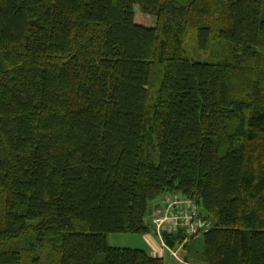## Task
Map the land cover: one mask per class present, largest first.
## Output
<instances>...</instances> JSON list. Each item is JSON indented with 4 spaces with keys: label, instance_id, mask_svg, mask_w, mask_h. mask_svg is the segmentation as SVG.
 Masks as SVG:
<instances>
[{
    "label": "trees",
    "instance_id": "obj_1",
    "mask_svg": "<svg viewBox=\"0 0 264 264\" xmlns=\"http://www.w3.org/2000/svg\"><path fill=\"white\" fill-rule=\"evenodd\" d=\"M169 198L264 264V0H0V264H165Z\"/></svg>",
    "mask_w": 264,
    "mask_h": 264
},
{
    "label": "built area",
    "instance_id": "obj_2",
    "mask_svg": "<svg viewBox=\"0 0 264 264\" xmlns=\"http://www.w3.org/2000/svg\"><path fill=\"white\" fill-rule=\"evenodd\" d=\"M161 204L152 217L148 236L158 238L163 248L167 247L164 234L182 233L188 238L204 235L214 227L213 221L201 212L195 200L169 198L163 200ZM173 256L177 257V252H173Z\"/></svg>",
    "mask_w": 264,
    "mask_h": 264
},
{
    "label": "rangeland",
    "instance_id": "obj_3",
    "mask_svg": "<svg viewBox=\"0 0 264 264\" xmlns=\"http://www.w3.org/2000/svg\"><path fill=\"white\" fill-rule=\"evenodd\" d=\"M158 164V158L155 161ZM109 244L113 247L120 248H132L138 249L142 247V238L139 235H126V234H113L109 236ZM190 252H180L178 257L182 262L178 261L175 257L171 255V252L167 251L165 256V264H204L201 255L204 248L203 238L199 236L191 241ZM187 258L188 262L185 263Z\"/></svg>",
    "mask_w": 264,
    "mask_h": 264
},
{
    "label": "crops",
    "instance_id": "obj_4",
    "mask_svg": "<svg viewBox=\"0 0 264 264\" xmlns=\"http://www.w3.org/2000/svg\"><path fill=\"white\" fill-rule=\"evenodd\" d=\"M141 238L143 245L138 249L146 250L150 256H157L158 258H163L165 260L167 249L162 247L158 238L150 237L148 235ZM157 251L160 253H156Z\"/></svg>",
    "mask_w": 264,
    "mask_h": 264
},
{
    "label": "water",
    "instance_id": "obj_5",
    "mask_svg": "<svg viewBox=\"0 0 264 264\" xmlns=\"http://www.w3.org/2000/svg\"><path fill=\"white\" fill-rule=\"evenodd\" d=\"M192 239H194V238H192ZM187 262V260H185V263Z\"/></svg>",
    "mask_w": 264,
    "mask_h": 264
}]
</instances>
